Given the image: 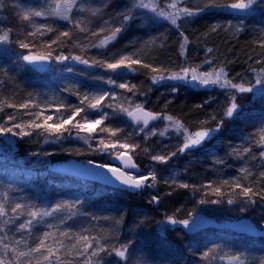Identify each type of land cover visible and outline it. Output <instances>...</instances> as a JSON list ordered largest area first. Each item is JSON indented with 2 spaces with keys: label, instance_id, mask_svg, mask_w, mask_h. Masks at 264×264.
<instances>
[{
  "label": "trees",
  "instance_id": "16d2710c",
  "mask_svg": "<svg viewBox=\"0 0 264 264\" xmlns=\"http://www.w3.org/2000/svg\"><path fill=\"white\" fill-rule=\"evenodd\" d=\"M127 1L110 0L101 16L90 15L86 8L84 11L74 10V17L82 15L79 20L86 31L80 32L75 29L72 31L71 39L62 37L61 40L64 43L61 47L52 45L55 49L53 55L62 53L65 56L75 57L74 53L69 52L78 47L85 53L87 59L91 60L89 62L91 68L84 66L82 69L75 66L74 62L71 64L66 62L68 64L64 63L60 68V75L54 77L49 70L39 73L20 59L24 51L26 54L29 49L19 47L20 42L30 43L32 51L43 53L47 50L43 42L49 41L50 37L54 38V34L28 36L27 31L30 29L25 26V23L19 22L13 12V3L39 9L44 6V0H0L2 3L0 29L11 30L9 42L0 43V100L5 101L3 110L0 111V124L7 122L9 115L15 117L13 122L22 124L30 121L43 123V116L47 115L52 116L49 123H58L61 118L67 119L66 105L79 104L83 93L108 91L112 87L103 80L95 78L102 77L106 80L111 77L118 83L127 80L137 85L136 93L140 96H149L153 101L140 104L152 112L175 116L191 131L197 130L201 125L215 128L217 121L223 118L228 101L222 89L215 87L213 90L199 91L178 82L154 84L152 76L160 73H153L150 69L136 65L134 67L138 69L137 72L123 71L118 75L110 70H103L98 62L105 60L111 62L114 54H128L139 50L138 55L144 63L161 68L166 74L178 72L180 67L186 64L193 67L202 64V70L224 67L228 76L234 78V82H240L243 78L252 80L254 83L255 77L250 69L264 67V64L256 62L264 61V48L258 44L260 38L258 30L264 26V10L247 17H237L211 9L186 18V22L182 20L181 29L187 37V61L184 56L178 55L181 38L178 37L176 29L161 22L152 13L146 14L137 10L138 8L134 10L133 19L126 23L124 30L114 41L105 48L94 47L93 45L99 41L95 40L91 34L92 31L99 32L104 21L118 17V13ZM82 3L84 5L83 0ZM37 20L39 21L40 18ZM229 20L233 23L243 20L246 25L245 31L234 34L223 28L211 30L213 25H224ZM57 24L62 26L61 31L71 27L63 26V21H58ZM153 37L157 38L156 43L145 46V42ZM209 48L212 49L211 53L207 52ZM206 57L212 61L211 66L204 63ZM70 60L67 61L70 62ZM93 62H96V65H92ZM69 67L72 71L67 73ZM173 86L178 90L173 92ZM69 88L78 89L80 96L71 95L67 91ZM114 91L117 94L122 93L127 98L134 97L124 89H114ZM117 98L121 97L118 95ZM107 99L102 103H109ZM57 101H63L65 104V107H60V112L64 113L63 117L56 111L59 107ZM117 101H111L114 108L119 106L115 103ZM261 102L263 103L260 105L255 104L252 98L249 102L241 103L239 114L232 119H226L222 129L208 142L206 148H214L218 156L216 160L222 159L223 164L216 163V160L213 164L206 161L200 162L203 156L199 150L193 156L189 155L191 159H188L189 156L186 154L176 152L174 159L178 160L184 176L181 181L189 184V188L157 181L152 187H144L140 193L130 194L61 176L51 172L49 166L72 159L85 163L93 161L94 164L109 163V160L107 157L95 158L85 154L83 152L86 147L85 142L77 139V131L70 127L71 135L69 136L67 132L63 133L59 142H51L52 138L48 137L43 129H30L32 132L30 136H16V150L10 147L14 161L9 165L0 164V194H7L5 203L10 216L16 215L12 214L10 209L17 202L50 209L63 200H80L84 202L79 206L80 212H87L101 218L93 220L91 215H75L67 219L68 213L62 211L55 213L52 217H45L41 223H34L31 233L25 230L17 231L18 224L23 222L26 216H20L16 223L6 226L2 225V220L5 218H0V226L4 227V233L0 235L6 233V242L14 246L16 240L26 241V244L21 243L18 246L26 251L29 246L35 247L36 238L41 237L44 231L55 233V236L48 238L49 245L59 236L57 229L47 228L48 223L58 225L59 231L68 228L71 238L60 237L67 248L58 253L62 264H85L84 257L76 255V249L71 247L76 244V248H81L83 244V242H77L76 234L104 236L106 241L102 242H109L115 247L130 241L128 264H137L138 257L143 259L144 264H228L226 259L222 261L219 258L220 255L225 254H239L245 264H264V239L250 238L221 228L188 235L167 223H160L165 220L166 215L185 219L189 218V213H194L200 208L217 205L199 203L206 193V198L217 199L211 194L209 188L200 187L209 184L221 187L225 201L228 198L237 201L233 205H228L226 202L218 204V207L240 208L248 198L239 195L240 190L231 186L237 178L239 183L251 185L255 193L251 197L255 203L246 205L245 215L249 216L258 209L264 213V178L259 176V173L264 171V158L259 155L261 151H264V147L257 143L258 129L264 125L263 98ZM24 103L29 104L27 109L19 107ZM7 104H14L16 107L9 108ZM35 104H39L40 108H33ZM36 111H42L43 115L36 118L30 114ZM104 111L109 113L114 124L125 126L120 122L126 121V116L117 112L113 117V108H105ZM213 116L216 117L215 120L212 119ZM75 119L80 120L81 117L77 116ZM109 122L105 121L107 124ZM46 140L49 142H45ZM216 142L219 143L218 146H215ZM244 147L250 148L251 151L246 154L241 152V158H237L233 154V149L239 151ZM45 153L52 154L45 155ZM135 161L138 164L136 159ZM138 166L141 171H144V164L140 163ZM242 167L250 169L253 175L244 179V175L239 171ZM224 180H228L229 184L224 185L222 183ZM191 185L198 186L200 190L194 191ZM153 196L158 198V205L154 202L150 203ZM27 210V208L23 209L25 212ZM17 211L19 213L21 210ZM240 212L237 211L233 216H229H242ZM121 215L123 220L119 225H116L112 219H103L105 216L119 218ZM61 218L64 219L63 224H60ZM213 244L220 245L222 251L202 258V253ZM39 255V253H33L32 257L28 258L30 264H37ZM99 257L102 258L103 264H124L114 253L109 255L107 252H100ZM6 259L14 260V257L10 253ZM92 259L96 260L95 257ZM20 261L21 264H25V258H20ZM40 264H47V262L41 261Z\"/></svg>",
  "mask_w": 264,
  "mask_h": 264
},
{
  "label": "snow or ice",
  "instance_id": "6c2138e0",
  "mask_svg": "<svg viewBox=\"0 0 264 264\" xmlns=\"http://www.w3.org/2000/svg\"><path fill=\"white\" fill-rule=\"evenodd\" d=\"M184 0H170L164 7H161V4L157 0H133V3L130 7H126L124 11L118 13L120 17V25L114 27L110 30V34L105 36L103 39L99 40V43L94 44V47L105 48L107 45L114 41L117 38V35L124 30V27L128 21L133 19L134 10L137 8L148 9L155 17L161 18L169 22L173 28L176 29L178 37L181 38L179 42L178 55L184 56L185 61H187V37L184 35V32L181 29L180 21L186 18L198 15L201 12H204L207 8H216L218 10H230L233 14H248L250 11L254 10V5L257 4V0H208L203 8H197L195 10L187 7H178L179 4L183 3ZM2 6V3H0ZM17 7V15L19 19L23 22H26V27L30 29L27 31V35L31 37L44 36L48 33H53L54 38L50 37L49 41H44L43 43L47 46V50L43 53L32 51L30 43L20 42L19 47L23 49H29L28 54L21 55L20 59L29 63V64H46L52 61L63 62L68 59H73L79 61L82 64L89 65V60L83 59L80 56L70 57L65 56L62 53L53 55L55 49L52 48V45L61 47L64 41L61 40L62 37L68 39L72 38V31L78 29L80 32H85L86 29L81 26V20L74 17V10L78 9L79 11H84L82 0H44V6H41L39 9L35 7H27L23 4L16 3L14 4ZM106 7V5H105ZM102 9L96 8L91 10L93 16L99 14ZM37 18H40L38 21ZM47 21H52L48 23ZM58 21H63V26H71L66 28V30L61 31V25H58ZM107 24V21H104ZM218 28H223L225 31H231L234 34H239L244 32L246 25L243 20H239L236 23H233L231 20L227 21L226 24H215L211 27L212 31H216ZM100 31H104L103 28H100ZM260 38L258 44L260 47L264 48V26L259 30ZM11 30L0 29V43L9 42ZM93 36L97 35L95 31L91 33ZM155 37L151 40L145 42V46L148 44L156 43ZM138 51L130 52L128 54H114L111 62L105 60L98 62L101 67H104L108 70H111L114 73L120 75L123 71L127 72H137L138 69L134 66L139 65L143 68L150 69L153 73H160L159 75L152 76V82L159 83L162 80H177L185 81L188 83L196 82L202 86H217L224 91V94L228 97L227 105L224 109L223 118L217 121V126L215 128L210 127H200L195 131H191L187 126H185L181 121L174 119L172 116H161L153 112L145 111L142 104H136L134 100H129L127 97H124L123 94H117L114 89H124L127 92L131 93L132 96L136 95L135 89L137 85L131 84L129 81L124 80V82H117L116 79L109 77L104 80L102 77H97L95 79H101L104 83L112 86L108 91H100L97 93H83L80 96L78 89L73 90L71 88L67 89L71 95L80 96L79 104H67V119L61 118L58 123L49 124L48 121L52 120L51 115L43 116V123H35L30 121L27 124H22L19 122H13L15 117L9 115L7 122L0 124V135L12 134L13 136H30L32 132L30 129H43L47 133L48 137H51V142H59L63 133L67 132L68 135H71V131L66 127L71 124L73 128L77 129V139L83 140L88 144L89 148L92 147L90 141L97 139L94 135L96 132L97 126L104 125L99 128L101 133H106L107 137L99 139V147L96 151L109 155L115 161H119L120 166L113 167L109 163H96L93 161H88L87 163L93 165L96 168L106 170L114 179L118 181L120 185L124 187L125 190H139L144 187H152L154 183L157 182V175L154 170H150L147 174L141 173L137 164L132 162L133 158L131 155H128V150L135 151L139 147V144H130L125 141L131 139L135 135H142V138L147 141L151 136L157 135V132L154 128L149 127L150 121H156L159 119H164L169 122V127H171L177 138L182 137V143L178 147L177 151L184 153L189 150L196 149L204 144L206 140H209L213 135L220 131L224 126L226 119H232L235 115L239 114L240 105L237 103L238 96L245 93H253L254 89L257 86H260V90L264 93V67L259 69L252 68L250 71L254 74L255 81L241 79L240 82H234V78H230L228 73L225 71L224 67L212 68L210 71H202L203 65H196L195 67L190 64L186 66H181L178 72L166 74L163 69L154 67L151 64L144 63L138 55ZM208 53L212 52V49H207ZM257 63L264 64V61L257 60ZM96 63V62H94ZM204 63L212 65L210 59H205ZM69 72L72 71L71 68L68 69ZM178 89L173 86L172 91L175 92ZM31 96V94H29ZM120 96L122 100H126L128 106L125 107L122 104L118 107H113L111 101L117 99V96ZM109 99V103L103 104L102 102L105 99ZM5 101L0 100V111L3 110V105ZM59 107L56 111L60 114L61 117L64 116V113L60 112V107H65L63 101H57ZM208 103V101H205ZM9 108H15L14 104H7ZM51 105H49L50 107ZM20 108L27 109L29 107L28 103L20 104ZM199 107V106H198ZM33 108H40L39 104L33 105ZM105 108H113L112 116L115 117L117 112L123 114L127 117V121H121V124H124V127L114 124L111 121L109 113L104 111ZM81 113L83 115L81 116ZM34 117L39 118L43 115L42 111H36L30 113ZM80 116L81 119L76 121L74 124L72 121L75 117ZM212 119H216L215 116ZM110 121L108 124H105V121ZM82 121V122H81ZM130 122V123H128ZM203 124V122H201ZM80 132L86 133V135H79ZM168 128L159 133L160 136L166 135ZM259 140L257 141L258 145L264 147V125L258 129ZM121 134H123V139H121ZM106 139L109 142H106ZM45 142H49L46 140ZM124 150V151H120ZM250 148L244 147L243 149L237 151L233 149V154L237 158H241L242 153H249ZM115 152V155H113ZM144 152L149 155L150 159L159 163H166L172 156L176 155V152H172L169 156L163 154H151L147 147L144 148ZM52 153H45V155H51ZM35 155V153H34ZM261 158H264V151L259 153ZM216 163L223 164L222 159H217ZM239 171L244 175V179H247L249 176H252L253 173L250 169L242 167ZM261 178H264V171L259 173ZM169 183V181H165ZM224 185H228L229 181L224 180L222 182ZM171 184L174 186H179L181 188H189L190 185L187 183L179 182L175 177L171 178ZM234 189H239V195L247 197V201L244 202V205L240 207L241 212L247 210L246 205L254 204L255 200L251 199L255 193L251 185H244L239 183L238 178L233 181L231 185ZM194 191L200 190L196 185H191ZM207 187L211 190V194L215 195L217 199H208L202 197L199 201L201 205L204 204H222L227 203L228 205H233L237 201L233 198H228L224 200L223 192L220 186H214V184H209ZM7 194H0V218H5L2 220V225L6 226L10 223H16V220L20 216H26L27 218L23 222L18 224L17 231L25 230L28 233H31L34 223L38 224L43 222L45 217H52L55 213L67 212V219H71L75 215H91V219L96 220L100 219L94 214L87 212H80L79 206L84 202L80 200L68 201L63 200L58 202L52 208L41 209L38 206L32 205H23L19 202L15 203L11 207L10 212L16 214L15 216H10L9 211L7 210L6 201ZM158 202V198L153 196L150 203ZM27 208L25 212L23 209ZM17 210H21L19 213ZM190 218H194L195 213L188 214ZM190 218L177 219L175 215H166L165 220L160 223H168L171 225H182L185 229H190V224L192 220ZM103 219H112L115 221L116 225L122 223L123 215L119 218L105 216ZM143 221H141L142 223ZM64 223V219H60V224ZM251 227V226H249ZM48 229H57L59 236L52 240V244L49 245L47 240L49 237L55 236V233L50 231H44L41 237H37V242L35 247H27V250H21L18 246L21 243H25L23 240H16L15 246L6 242V233L0 235V264H21L20 258H25V264H30L28 258L32 257L33 253H39V258L37 259V264H40L41 261L47 262V264H62L60 256L58 253L62 250H67L64 242L60 237H70V229L65 228L63 231H59V226L53 223L47 224ZM115 232V229L113 230ZM0 233H4V227L0 226ZM77 242H83L81 248H76V244L71 245L72 248L76 249V255L83 256L85 259V264H103L102 258L99 257L100 252H107V254H115L116 257L120 258L124 264H128L129 259V248L131 247V242H124L115 247L110 245L106 241L104 236H88L83 234H76ZM43 249V251H42ZM220 245L213 244L212 247L207 248L202 253V258H207L211 254H219L221 252ZM14 257L13 259H6L9 254ZM87 254V255H86ZM93 257L96 258L93 261ZM222 261L227 260L228 264H245V261L241 258L239 254H225L220 255L219 257ZM137 264H144L142 258H137Z\"/></svg>",
  "mask_w": 264,
  "mask_h": 264
},
{
  "label": "rangeland",
  "instance_id": "374dc122",
  "mask_svg": "<svg viewBox=\"0 0 264 264\" xmlns=\"http://www.w3.org/2000/svg\"><path fill=\"white\" fill-rule=\"evenodd\" d=\"M109 1L110 0H83V2H84L83 7L87 9V11H88V13L90 15H92L91 14V10L92 9H96V8L102 9V11L99 14L95 15V16H101L103 14L104 10H105V5L107 6V3ZM157 2L161 4V7H164L168 2H170V0H157ZM207 2H208V0H184L183 3L178 5V7H187V8L195 10L198 7L199 8H203ZM132 3H133V0H128L126 2L125 6L122 7V10L120 12L124 11L126 7H130ZM211 9L212 10H218L216 8H207L205 11H210ZM137 10L145 12L146 14L147 13H151L148 9L138 8ZM263 10H264V0H257V4L254 5V10L250 11L246 15L247 16L253 15V14H256V13L261 12ZM17 11H18V9H17V7L14 6V3H13V12L15 13L14 15L17 17L19 22H21L23 24L25 23V26H26V22H23V21H21L19 19L18 15H17ZM219 11L222 12V13L230 15V10H226L225 9V10H219ZM204 12H201V13H204ZM201 13H199V14H201ZM81 16H82L81 14L79 16L76 15L75 18L79 19ZM195 16H197V15H195ZM159 19L161 20V22L169 24L168 21L163 20L161 18H159ZM107 22H108L107 24H105V23L103 24L102 28L104 29V31H100L99 30V32H97V35L94 36L96 41H99L100 39H103L105 36L110 34V30L111 29H113L116 26H119L120 25V17L118 15V17H115L114 19H111V20H109ZM25 52L26 51H24L23 55L28 54V52L26 54H25ZM69 53H74L75 56H80L83 59H87V56L85 55V53L82 52L81 49L78 48V47H76L74 50H72ZM87 60H89V59H87ZM90 61L91 60H89V62ZM66 62H68L70 64H71V62H74L75 66H78V67H80L82 69L84 68V66H86L88 68L89 67L91 68L90 64L89 65H85V64H82L79 61H76V60H73V59H71L70 62L67 61V60H65L63 62L52 61V64H51L50 68L48 69L49 73H51V75H54V77H58L60 75V72H61L60 68L62 67V64L66 63ZM68 63H66V64H68ZM92 65H96V64L93 62ZM69 68H67V73H69V71H68ZM102 69L103 70H108V69H106L104 67H102ZM210 70L211 69H204L202 71H210ZM124 72H127V71H124ZM157 75H159V74H157ZM171 82H178V83H182V84L184 83L188 87H190V88H192L194 90H199V91L213 90V89H215V87H217V86H212V85L202 86V85H199L196 82L188 83V82H185V81H177V80H162L158 84L171 83ZM217 88H219V87H217ZM252 98H253V102L255 104H259L260 105V104L263 103V102H261V100H262V98L264 99V93L261 92L260 86H257L254 89L253 93H245V94H242V95L238 96L237 103L240 105L241 103L243 104V102L251 101ZM128 99L129 100H134V102L136 104H140V103H143V102L144 103H152L153 102L149 96H144V95L140 96L138 93H136V95L134 97H128ZM107 100H109V99H107ZM116 100H118V101L115 102V103H117L118 105L122 104L125 107L128 106L126 100H122L121 98H117ZM161 116H168V115H161ZM169 116H172V115H169ZM172 117L174 119L178 120L175 116H172ZM76 121H79V120L75 119V120L72 121V123L74 124ZM4 123H6V122H3L2 124H4ZM48 123H49V121H48ZM49 124H51V123H49ZM105 124H107V123H105ZM208 124H211V123H208ZM103 126L104 125L97 126L96 132L94 133V135L97 137V139L90 141V143L92 145L91 148H89L88 144L85 143L86 147L83 149V152H85V154H88V155L90 154V155L94 156L95 158L102 157L104 159V158L107 157L108 160H109V158H110L109 155L102 154V153L96 151V149L100 146L99 145V139L102 138V137H104V138L107 137L106 133H101L99 131V128L103 127ZM66 127L68 129L70 127V129L78 131L77 129L73 128L71 124L67 125ZM201 127H205V126L201 125ZM153 128L157 132V135L151 136L147 141H145L142 138L143 134L135 135L131 139L125 141V142L130 143V144H139V147L136 148L134 152L131 151V150H128L127 154L131 155L134 160L136 159L138 164H140V163L144 164V171H141V173L147 174L150 170H154L156 175H157V181H162V182L165 183V181L167 180V181H169V183H165V184L172 185L171 184V178L175 177V179L177 181L182 182L181 180H182V178L184 176H183V173H182V171L180 169V165L178 163V160L174 159L175 158L174 156H172L171 159H169L166 163H159V162L152 161L150 159L149 155L144 152V148L147 147L149 149V151L151 152V154H163L165 156H169L172 152L179 153L177 151V149L182 143V137L177 138L176 135H175L174 130L171 127H169V122L167 120H164V119H159L157 124ZM166 128H168L167 134L164 135V136H160L159 133L161 131H164ZM80 134L86 135V133H84V132H80ZM6 137L16 138V136H13L10 133L7 134V135H0V152H1L0 153V164L9 165L12 161H14V157L12 155V151H11V148H10L11 146L6 145L4 143V141H3L4 138H6ZM213 137H214V135H213ZM121 139H123V134H121ZM211 139L206 140L202 146H200V147H198L196 149H193V150L186 151V152L181 153V154H184V155L186 154L188 156L189 155L193 156L194 153L197 152V150H199V153L203 156L200 159L201 160L200 162L206 161L208 163L213 164V162L218 157L217 154H216L217 152L212 147L211 148H206V146L208 145V142H210ZM106 142H109V141L106 139ZM218 144L219 143L216 142L215 146H218ZM120 151H124V150H120ZM113 155H115V152H113ZM179 158H183V156H179ZM188 159H191L190 156H189ZM237 211H240V208H235V207H233V208H230V207L222 208V207H218L217 205H209L207 207H203V208L198 209L194 213H195V216L197 214H201V215H204L206 217H210L212 219H215V220H217L219 222H221V221L225 222V221L241 220V219H244V218H250L254 222L257 223L258 227L261 230H264V213L259 211V209L254 211V212H252L249 216L245 215L246 212H247V211H245V212H240V213H242L241 214L242 216L231 217ZM229 215H231V216H229ZM190 219L192 220V218H190Z\"/></svg>",
  "mask_w": 264,
  "mask_h": 264
},
{
  "label": "water",
  "instance_id": "95a60500",
  "mask_svg": "<svg viewBox=\"0 0 264 264\" xmlns=\"http://www.w3.org/2000/svg\"><path fill=\"white\" fill-rule=\"evenodd\" d=\"M231 14L237 17H245L246 15L243 13H240V14L231 13ZM26 64L31 66L34 70H36L39 73L46 72V70L51 66V62L43 64V65L41 64L34 65V64H29L27 62ZM144 109L145 111L152 112L146 108ZM126 121H127V117H126ZM157 121L158 120L150 121L149 127L153 128L156 125ZM3 141L6 145H9L11 146V148L16 150L17 140L15 138L6 137L4 138ZM132 162L136 163L134 159L132 160ZM109 164H111V166L113 167L120 166L119 161L113 160L112 157L109 159ZM138 168L141 172V169L139 166ZM49 170L61 176H65L68 178H72L75 180L84 181L88 183L98 184L106 188H109L111 190L128 192L130 194H137L143 190V188L139 190H125L124 187L120 185L118 181H115V179L106 170L96 168L93 165L78 161L76 159H72V160H69V161H66L60 164L50 165ZM154 203L158 205V202H154ZM168 225L172 226L175 229H180L183 231V233L188 234V235H196L208 229L221 228L225 230H230L235 234L244 235L250 238L264 239V230H261L258 227L257 223L254 222L250 218L219 222L210 217L197 214L194 218H192V223L190 224L191 230L185 229L182 225H171V224H168Z\"/></svg>",
  "mask_w": 264,
  "mask_h": 264
}]
</instances>
